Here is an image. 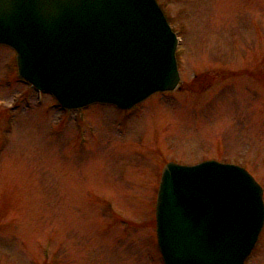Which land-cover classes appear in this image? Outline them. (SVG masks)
<instances>
[{
    "label": "rangeland",
    "instance_id": "374dc122",
    "mask_svg": "<svg viewBox=\"0 0 264 264\" xmlns=\"http://www.w3.org/2000/svg\"><path fill=\"white\" fill-rule=\"evenodd\" d=\"M181 85L121 111L62 109L0 44V263L164 264L162 165L214 158L264 187V0H158ZM198 74V76H195ZM245 264H264V225Z\"/></svg>",
    "mask_w": 264,
    "mask_h": 264
},
{
    "label": "water",
    "instance_id": "95a60500",
    "mask_svg": "<svg viewBox=\"0 0 264 264\" xmlns=\"http://www.w3.org/2000/svg\"><path fill=\"white\" fill-rule=\"evenodd\" d=\"M0 43L63 107L129 108L180 80L176 33L156 0H0ZM264 221L262 188L215 160L165 165L157 236L165 264H243Z\"/></svg>",
    "mask_w": 264,
    "mask_h": 264
}]
</instances>
